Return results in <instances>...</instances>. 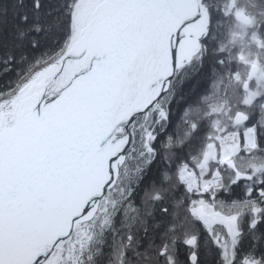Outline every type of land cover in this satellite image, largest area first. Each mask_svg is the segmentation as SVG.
Listing matches in <instances>:
<instances>
[{
	"label": "snow or ice",
	"instance_id": "6c2138e0",
	"mask_svg": "<svg viewBox=\"0 0 264 264\" xmlns=\"http://www.w3.org/2000/svg\"><path fill=\"white\" fill-rule=\"evenodd\" d=\"M254 27L237 0H0V264H264V164L237 162L264 154V38L229 47Z\"/></svg>",
	"mask_w": 264,
	"mask_h": 264
},
{
	"label": "trees",
	"instance_id": "16d2710c",
	"mask_svg": "<svg viewBox=\"0 0 264 264\" xmlns=\"http://www.w3.org/2000/svg\"><path fill=\"white\" fill-rule=\"evenodd\" d=\"M258 1H260V2L263 3L262 4L263 7H261L260 10H262L261 13H264V0H258ZM241 2H242V4L243 3L245 4L244 7H245V9L247 11L248 10V7H246V4L248 5L247 0H241ZM57 3H58V0H53V7H55ZM54 15H55V13H54ZM49 19H51V18H49ZM222 20H223V17H221V26L223 27ZM224 20L227 23L228 29H230L231 24L228 23V20L227 19H224ZM221 30L222 29L220 28V35L222 33ZM238 31H239V33H241L240 26L238 25L237 21L233 18V33H238ZM259 34H260V36H262L264 38V31H260L259 30ZM249 36L250 35L248 34L246 36L244 35V38L243 39H237L235 46H233V50H232L233 55H236L237 53H239L242 49H244L246 47V44H247L246 39H248L247 37H249ZM241 69L242 68L240 66V70ZM195 72H196L195 66H193V68L189 69L187 75L190 76V77H192V78L190 80H188L184 84V87H183V94L184 95H187L189 100L195 99L202 92H204L207 89V87H208L207 81L204 78V74L201 73L200 75H194ZM10 78H14V74H11ZM0 83H2V81H0ZM221 92L223 93V87L221 89ZM228 95H229V98H230V102H232V101H234V100L237 99V97L235 95H238V93L237 92H233V89H231V90H229ZM220 98H223V97L221 96L218 99H220ZM213 102L214 101H208L207 104H201L200 105V108H201L200 115L201 116H203L204 112H206L208 110V104H211ZM183 107H184V105L181 104L180 105V108L183 109ZM193 118H196V117L193 116ZM174 122H175V118H174ZM184 127H186V126L185 125H182L181 128L178 130V136L179 137H182L183 136ZM262 155L263 154H260V155L254 156V157L245 156V158H249L248 161H250V159H254V158H259L260 159V157H262ZM248 161H245L244 158L243 159L241 158V160L240 159L238 160V164L240 165L241 168L249 167L250 162H248ZM248 163H249V165H248ZM244 164H246V166H244ZM134 215H135V213H130V216H134ZM205 239H206V237L202 236L201 237V241H200L201 242V245H202V247H201L202 254L205 251V247H204V245H205ZM208 247H211V244L210 243L208 244ZM212 252L218 254L217 253V250L215 248H212ZM113 264H116V261L115 260H113ZM212 264H215V262L213 261Z\"/></svg>",
	"mask_w": 264,
	"mask_h": 264
},
{
	"label": "rangeland",
	"instance_id": "374dc122",
	"mask_svg": "<svg viewBox=\"0 0 264 264\" xmlns=\"http://www.w3.org/2000/svg\"><path fill=\"white\" fill-rule=\"evenodd\" d=\"M217 3L220 6H223V5H225V4L228 3V0H217ZM247 3H248V5L246 4V7H248L247 12L250 13V14L255 15L257 17V19H259L260 18V13L262 12V10H260V9H261V7H263L262 6L263 3L260 2V1H258V0H256V1L255 0H247ZM237 4H238V6L241 9L246 10L245 7H244L245 4L244 3L242 4L241 0H237ZM224 19H227L228 20V23L231 24L230 29H228L227 23H226V21ZM222 25H223V27L221 26L222 33L219 36V41L218 42H222V43L228 44L229 40L231 39V34L233 33V17H223ZM240 29H241V27H240ZM254 31H256L257 34L260 36V34H259V27H254V28L247 29V35L249 34L250 36L247 37L248 39H246V42H247L246 47L244 49H242L243 52L246 55L249 54V53L255 54L257 52V48L252 43V40H251V37H252V34H253ZM241 32H242V29H241ZM238 33H239V31H238ZM243 38H244V36H243ZM229 47L232 48V50H233V46L232 45H229ZM241 68H242L241 69V72L242 73L244 71H246L243 68V66H241ZM233 92H236V90L233 89ZM235 96L237 97V99L234 100V101H232V103H235L239 99V95H235ZM263 157H264V154L262 155V157H260V159L259 158H254V159H250V161H248L249 158H245V156L243 158L245 159V161L250 162V165H253V164L261 165V164H264V158ZM135 165H136V160L135 159H132V160L129 161V168L130 169L134 168ZM248 165H249V163H248ZM244 166H246V164H244ZM244 168H247V167H244ZM98 223H97V225L90 226V230L93 231V232H98L99 231ZM93 243L95 244L96 242L94 241Z\"/></svg>",
	"mask_w": 264,
	"mask_h": 264
}]
</instances>
